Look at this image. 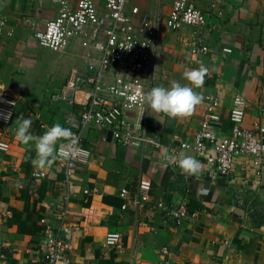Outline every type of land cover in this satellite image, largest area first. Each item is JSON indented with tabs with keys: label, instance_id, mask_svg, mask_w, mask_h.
Here are the masks:
<instances>
[{
	"label": "crops",
	"instance_id": "1",
	"mask_svg": "<svg viewBox=\"0 0 264 264\" xmlns=\"http://www.w3.org/2000/svg\"><path fill=\"white\" fill-rule=\"evenodd\" d=\"M191 1L210 14L208 26L198 34L192 26L163 30L152 75L142 73L141 79L152 88L189 85L183 73L204 65L211 76L193 90L220 98L225 132L232 128L228 117L237 95L250 103L244 126L264 124V0ZM72 2L75 7L77 0ZM175 2L130 0L128 10L138 7L141 13L166 19ZM97 3L105 13L104 1ZM0 13L8 21L0 39V82L18 100L13 121L0 128V139L11 147L0 154V211L12 212L0 220V264H38L40 221L46 217L57 225V212L65 207L72 227L71 264H264V172L259 174L248 156L239 158L230 177L214 178L196 153L184 151L202 165L199 173L190 175L178 166L180 154L104 143L101 131L87 129L84 145L92 160L72 176L69 198L66 174L57 160L46 169L34 167V145L30 148L15 139L17 119L31 118L30 131L39 136L56 123L66 126L69 118L78 117L79 106L54 101L52 95L66 83L70 71L86 68L88 48L83 43L91 40V31L55 52L41 48L32 29L41 30L58 17L60 7L53 0H0ZM200 38L211 49L202 64L190 54L192 43ZM225 48L233 53L226 55ZM204 113L205 99L183 118H170L148 106L145 120L149 132L158 133L169 145L191 139ZM129 117L143 118L137 110ZM33 171L44 174L36 188ZM142 176L153 184L152 203L142 210L123 209L121 192L126 189L134 198ZM159 201L169 208L185 203L188 217L177 224L166 210L157 208ZM109 233L122 234V249L104 247Z\"/></svg>",
	"mask_w": 264,
	"mask_h": 264
},
{
	"label": "built area",
	"instance_id": "2",
	"mask_svg": "<svg viewBox=\"0 0 264 264\" xmlns=\"http://www.w3.org/2000/svg\"><path fill=\"white\" fill-rule=\"evenodd\" d=\"M26 1L34 3L39 0ZM103 1L105 13L99 11L97 0H77L75 7L72 0H53L60 7L58 17L47 22L41 30L32 26L38 45L55 52L66 49L73 38L88 35L91 31L90 42L83 43L88 48L86 68L70 71L66 83L52 95L54 101L70 102L81 108L78 117L69 118L64 126L74 134L71 139L76 141L75 151L69 160L57 159L66 174L67 198L70 196L72 176L92 160L91 150L84 145L87 129L101 131L104 143L112 142L122 147L154 151L167 149L172 155L193 151L207 165L214 178L230 177L243 156L252 159L259 174L264 172V124L256 122L251 129L244 126L250 103L241 95L234 98L228 117L232 128L228 132L223 130L221 100L215 94L205 95L203 121L191 139L166 145L158 133L149 132L145 118L149 106L147 94L152 87L144 83L140 74L152 75L158 38L165 29L175 32L185 26H192L198 34L208 26L210 14L199 10L191 0H176L166 19L141 13L138 7L128 10L130 0ZM7 22L0 13V39L5 34ZM223 52L231 55L233 50L225 48ZM190 54L198 64H202L211 54V49L200 38L192 43ZM210 76L206 74L204 82ZM237 97L242 103H236ZM17 106L18 100L9 86L0 82V128L13 121ZM135 110L143 118L132 121L129 113ZM10 148L8 142L0 139V154L8 153ZM43 178V173L33 171L32 186L36 188ZM152 191L151 180L142 176L134 198H130L131 193L126 189L121 192L120 197L125 201L123 209L133 206L142 210L149 206L153 199ZM89 193V190L85 191V194ZM156 206L166 210L179 225L189 215L185 203L169 208L159 201ZM57 213V225L50 223L46 217L40 221L43 229L38 264H71L72 227L66 221L69 210L65 207ZM11 215L10 210L4 209L0 211V220H6ZM104 247L122 249V234L109 233Z\"/></svg>",
	"mask_w": 264,
	"mask_h": 264
},
{
	"label": "clouds",
	"instance_id": "3",
	"mask_svg": "<svg viewBox=\"0 0 264 264\" xmlns=\"http://www.w3.org/2000/svg\"><path fill=\"white\" fill-rule=\"evenodd\" d=\"M208 68L201 65L197 69L186 70L183 78L189 85L174 83L170 88L154 87L147 94L149 107L168 115L170 118H183L192 114L194 109L203 103L205 97L193 89L199 88L204 83ZM135 99V97H132ZM236 103H242L241 98H236ZM10 117V114H9ZM9 117H4L8 119ZM15 128V139L30 148L34 145L35 157L32 159L34 167L46 169L57 159L69 160L75 151L76 141L72 140L73 132L60 123L47 128L42 135H33L30 131L31 118L19 117ZM67 141V142H64ZM58 148V150H57ZM178 166L190 175L201 171L202 165L195 158L180 153Z\"/></svg>",
	"mask_w": 264,
	"mask_h": 264
}]
</instances>
